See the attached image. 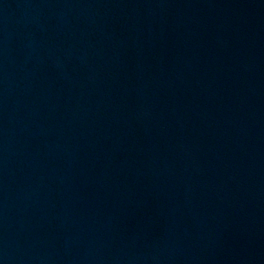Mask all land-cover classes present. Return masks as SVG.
<instances>
[{"label": "water", "instance_id": "water-1", "mask_svg": "<svg viewBox=\"0 0 264 264\" xmlns=\"http://www.w3.org/2000/svg\"><path fill=\"white\" fill-rule=\"evenodd\" d=\"M0 264H264V0H0Z\"/></svg>", "mask_w": 264, "mask_h": 264}]
</instances>
